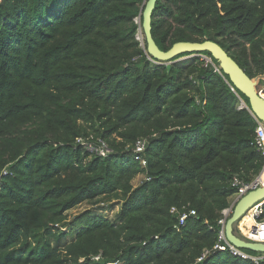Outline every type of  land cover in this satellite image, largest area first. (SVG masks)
<instances>
[{"label": "trees", "instance_id": "1", "mask_svg": "<svg viewBox=\"0 0 264 264\" xmlns=\"http://www.w3.org/2000/svg\"><path fill=\"white\" fill-rule=\"evenodd\" d=\"M145 1H0V264H254L202 257L232 176L252 181L263 165L249 102L198 54L151 62L135 39ZM151 35L164 51L215 41L264 88V0H156ZM80 137L111 152L90 154ZM139 138L145 166L133 153ZM113 193L116 220L69 218ZM172 207L195 211L178 231Z\"/></svg>", "mask_w": 264, "mask_h": 264}, {"label": "water", "instance_id": "2", "mask_svg": "<svg viewBox=\"0 0 264 264\" xmlns=\"http://www.w3.org/2000/svg\"><path fill=\"white\" fill-rule=\"evenodd\" d=\"M155 3L156 0H146L141 12L140 27L146 44L145 50L150 58L158 64H165L169 68L170 64L179 55L208 52L211 58L218 62L219 69L229 77L234 88L247 98L249 109L255 119L264 123V89L257 91L255 87L256 79L252 80L217 42L209 39L201 42L178 41L168 50L164 51L158 48L151 35V14ZM262 201H264V185L249 190L246 194L238 197L234 204L230 206V214L225 221L224 231L227 240L235 247L251 252L264 253V242L247 241L234 231V227L242 216L255 204Z\"/></svg>", "mask_w": 264, "mask_h": 264}, {"label": "built area", "instance_id": "3", "mask_svg": "<svg viewBox=\"0 0 264 264\" xmlns=\"http://www.w3.org/2000/svg\"><path fill=\"white\" fill-rule=\"evenodd\" d=\"M1 1V0H0ZM135 23L139 25L137 32L135 34V39L138 41L139 46L144 48V38L142 34V30L140 27V21L139 18L136 17L134 19ZM195 54H188L185 56H182L183 59H189ZM201 59L204 61V65H211L213 67L214 71L219 72L220 69L218 65H214L211 61V57L204 55V54H198ZM147 58L151 61L150 56L146 53ZM181 58V59H182ZM263 79V78H262ZM258 78H256L257 82ZM264 80V79H263ZM233 89V88H232ZM242 104V101H241ZM256 120V128H255V147L257 151L261 153L264 160V123L260 120ZM76 144L82 147L84 150L88 151L90 154H93L95 156L99 157H105L107 154L111 152L109 149L106 141H104L101 138H83L80 137L76 140ZM146 146V140L139 138L135 141L133 145V153L136 160L140 162L142 166L146 165V159L143 157V151L145 150ZM264 161L262 168L259 172V174L252 180V181H245L241 177H239L237 174L233 175L230 181L231 187L235 190V193L233 194L235 197V200L246 194L249 190L264 185ZM234 200V202H235ZM259 202L255 204L249 211H251V216L254 220V223L251 226H248L245 233L241 232L238 228V232L240 236L251 242H264V219L258 220L256 219L257 216H259L262 213V206L263 203ZM234 204V203H233ZM170 212L173 214H177V222L174 225V228L178 231L182 226H184L185 221L188 217L194 216L195 211L194 210H188L185 212H179L177 209L172 207L170 209ZM230 214V206L222 211V217L218 219V230L216 234V242L209 250H204L202 257L210 254L211 252H227L232 256L239 257L243 260H250L254 264H264V253H249L248 250L241 249L238 247H235L233 244H231L226 236L224 231L225 221L227 217ZM201 257V258H202ZM199 258L198 260H200ZM94 261H99L100 257L95 256L92 258ZM105 264H120L119 261L116 262H105Z\"/></svg>", "mask_w": 264, "mask_h": 264}, {"label": "rangeland", "instance_id": "4", "mask_svg": "<svg viewBox=\"0 0 264 264\" xmlns=\"http://www.w3.org/2000/svg\"><path fill=\"white\" fill-rule=\"evenodd\" d=\"M183 56H185V55H183ZM181 58H182V56L176 58L172 63L185 60V59H183V58L181 59ZM151 62L157 63L153 60H151ZM242 103H244V102L242 101ZM142 180H143V176L140 175V176H137L132 181V183H133V185L136 186ZM121 199H122L121 195L118 193H113L110 195H101V196H98L94 199L86 200V201L82 202L81 204H79L78 206L74 207L73 209L69 210L68 216H69V218H72L76 214H79L85 210H89L93 214H101L110 220H116L118 217L120 205L122 203ZM230 201L232 202L233 200L230 199ZM250 213H251V211H248L244 216H242V218L240 219L242 221L240 222V220H239L237 222L236 229H238V223L239 222L242 223L248 216L249 217L251 216ZM253 253H255V252H253ZM256 254H258V253H256Z\"/></svg>", "mask_w": 264, "mask_h": 264}, {"label": "crops", "instance_id": "5", "mask_svg": "<svg viewBox=\"0 0 264 264\" xmlns=\"http://www.w3.org/2000/svg\"><path fill=\"white\" fill-rule=\"evenodd\" d=\"M263 79H264V76H263ZM263 89H264V88H263ZM233 196H234V195H232V196L230 197V199H232L233 201H232V202H231V201L229 202V203H230L229 206H231V205L234 203V200H235L234 197H235V196H234V197H233ZM250 215H251V214H250ZM247 218H249L250 221L254 223V220L251 218V216H250V217L248 216ZM247 222H248L247 219H245V223H246V224H247ZM238 228H241L240 223L238 224Z\"/></svg>", "mask_w": 264, "mask_h": 264}, {"label": "bare ground", "instance_id": "6", "mask_svg": "<svg viewBox=\"0 0 264 264\" xmlns=\"http://www.w3.org/2000/svg\"><path fill=\"white\" fill-rule=\"evenodd\" d=\"M263 176H264V174H263ZM251 214V213H250ZM251 218H252V216H251ZM253 219V218H252ZM240 225H241V228H239V230L241 231V232H244L245 233V231H246V229H247V227H248V225L245 223V220L242 222V223H240Z\"/></svg>", "mask_w": 264, "mask_h": 264}]
</instances>
